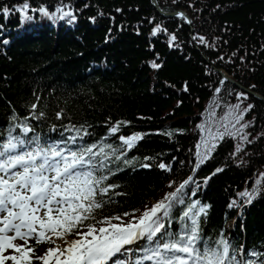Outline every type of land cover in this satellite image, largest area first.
I'll return each instance as SVG.
<instances>
[{
    "label": "trees",
    "instance_id": "1",
    "mask_svg": "<svg viewBox=\"0 0 264 264\" xmlns=\"http://www.w3.org/2000/svg\"><path fill=\"white\" fill-rule=\"evenodd\" d=\"M156 2L191 23L152 0H0V144L12 136L24 140L17 152L58 145L65 155L95 146L85 159L108 192L86 224L143 213L191 177L160 214L162 232L206 207L198 247L223 238L237 264H264V100L243 88L264 97V0ZM136 133L129 149L120 137Z\"/></svg>",
    "mask_w": 264,
    "mask_h": 264
},
{
    "label": "snow or ice",
    "instance_id": "2",
    "mask_svg": "<svg viewBox=\"0 0 264 264\" xmlns=\"http://www.w3.org/2000/svg\"><path fill=\"white\" fill-rule=\"evenodd\" d=\"M28 7L24 3L23 9ZM39 11L48 15L45 8H40ZM0 12L8 14L9 8L4 7ZM68 16H71L70 12H63L60 18ZM159 31L161 29L157 26L153 35ZM175 39L173 35L171 40ZM200 41L204 43V38L200 37ZM152 67L159 68L160 65L152 62ZM240 95L244 96L243 93ZM235 107L239 108V105ZM251 108L252 105H248L245 111ZM118 127L119 124L112 127L111 131L115 133ZM29 131L30 128H23L24 133ZM222 136L223 134L221 138ZM142 138L141 134L136 133L128 137L121 136L120 140L131 149ZM72 141H75V137ZM23 144L24 140H17L12 136H9L7 143L0 144V173H3L0 175V264H7L8 261L12 264H32L34 248L30 246L29 240L33 238L37 243L55 245L43 255L35 257L42 264H52L53 260L55 264H107L126 245L141 239H146L148 246L140 249L143 255L133 264H143L144 261H151L153 264H237L235 256H229L230 246L223 238L216 241L215 246L205 244L203 249L197 246L200 240L197 217L201 213L206 214V207H200L198 212L193 213L194 204L184 211L182 219L190 220L191 223L185 224L179 233H168L166 230L162 232L165 229L161 222L162 216L169 215L173 201L177 200L178 193L189 183L191 177L175 192L168 193L164 199L145 209L140 216L124 213V216L130 217L127 222L120 216L105 217L97 222L101 225L97 227V223L85 222L95 221L96 210L104 206L102 197L108 192V187H100L107 177L97 178L92 168L88 167L92 164L91 157L85 159L86 154L96 155L92 152V147L95 146L82 153L69 151L67 155L58 145L42 148L37 144L31 151L17 152ZM214 147L213 144L208 152ZM207 158L205 155L200 162L203 163ZM143 167L149 165L145 164ZM159 167L164 169L166 165L160 164ZM219 171L222 169H216V172ZM98 195L101 199H97ZM239 195L248 197L247 202H251V193L245 191ZM41 210L43 215L40 214ZM114 220L120 222L113 223ZM158 233L161 234L159 238ZM73 234L77 238L68 240L67 237ZM17 239L23 243L17 244ZM57 240L62 241L63 246L57 244ZM9 249L12 252L6 255ZM116 264L124 262L117 261ZM248 264L253 262L249 261Z\"/></svg>",
    "mask_w": 264,
    "mask_h": 264
},
{
    "label": "rangeland",
    "instance_id": "3",
    "mask_svg": "<svg viewBox=\"0 0 264 264\" xmlns=\"http://www.w3.org/2000/svg\"><path fill=\"white\" fill-rule=\"evenodd\" d=\"M188 14V13H187ZM177 16H181V15H177ZM181 17H184V16H181ZM186 18V17H185ZM187 19V18H186ZM188 21V20H187ZM224 73V72H223ZM41 215H43V210H41V213H40ZM142 213L141 212H137V213H135V214H133L134 216H136V217H138V216H140ZM122 218V220L123 221H125V222H127L129 219H130V217L129 216H125V217H121ZM113 223H119L120 221H112ZM101 225L100 224H98L97 225V227H100ZM232 227V222L229 224V228H231ZM69 237V236H68ZM71 239H76L77 237L75 236V234L73 235V236H71L70 237ZM17 244H22L23 243V241L22 240H19V239H17L16 241H15ZM31 243H33L34 245H38V250H37V254L35 253V255L33 254V264H40V262L41 261H39V260H37V259H35V257L36 256H40V255H43L45 252H46V250L48 249V248H50V247H54L55 245L54 244H52V243H47V242H44V243H37V241H36V239L35 238H33V239H30L29 240V244H31ZM136 243V242H135ZM126 246H128L127 247V249H133L136 245H133L132 246V244L131 245H126ZM129 246L131 247V248H129ZM11 252H12V250L11 249H9L8 250V252H6L5 254L7 255V254H11ZM121 252H124V249H122L121 250ZM121 252H120V254H118L117 255V257L116 258H119L120 256H122V254H121ZM129 257H130V255H128ZM123 257L122 259H120L121 261H123L124 262V264H132L131 262H130V260H129V257ZM107 264H112L110 261H108L107 262ZM115 264H116V262H115ZM143 264H149L148 262H143Z\"/></svg>",
    "mask_w": 264,
    "mask_h": 264
},
{
    "label": "water",
    "instance_id": "4",
    "mask_svg": "<svg viewBox=\"0 0 264 264\" xmlns=\"http://www.w3.org/2000/svg\"><path fill=\"white\" fill-rule=\"evenodd\" d=\"M152 3H153V5L155 6V8H156L161 14H163V15H165V16H177V15L183 14V16L187 18L188 23H191V21H192V20H191V17H190V16H189L184 10H175V11H172V12H165V11H163V10L159 7V5L157 4L156 0H152ZM221 73H222L223 76H224V81H225V80H230V81H233V82L237 83V82L234 81L231 77H229L226 73H223V72H221ZM237 84H238V83H237ZM243 88H244V90L248 91L250 94L254 95L255 97L264 100V97H263L262 95L256 93L255 91H251V90H249V89H247V88H245V87H243Z\"/></svg>",
    "mask_w": 264,
    "mask_h": 264
},
{
    "label": "bare ground",
    "instance_id": "5",
    "mask_svg": "<svg viewBox=\"0 0 264 264\" xmlns=\"http://www.w3.org/2000/svg\"><path fill=\"white\" fill-rule=\"evenodd\" d=\"M68 240H72L70 237H67ZM57 244H60L61 246H63V242L60 240L56 241ZM40 264H42V262H40ZM52 264H55L54 260L52 261Z\"/></svg>",
    "mask_w": 264,
    "mask_h": 264
}]
</instances>
